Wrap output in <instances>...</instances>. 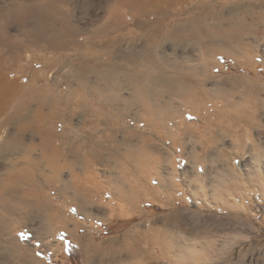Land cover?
<instances>
[{
	"label": "rangeland",
	"instance_id": "1",
	"mask_svg": "<svg viewBox=\"0 0 264 264\" xmlns=\"http://www.w3.org/2000/svg\"><path fill=\"white\" fill-rule=\"evenodd\" d=\"M195 1L197 0H188V3L183 5L169 4L166 12L159 15L162 24H165L160 32L164 29L165 35L156 36L154 42L147 43L149 57L159 63L160 74L168 77L165 79L166 82L174 83L175 85L172 84L174 88L177 83H182L181 87L176 89L182 91L190 89L195 93L191 92L189 96L200 101L198 108L189 107L184 103V99L175 98L184 97L186 94H170L169 86H166L167 90L164 88L163 92L160 90L159 95H154L160 98L153 100L169 101L172 116L165 115L162 124L179 137L185 132V145L166 142L165 137L161 139L155 137L151 125L148 124L151 121L146 109L142 108L144 110L142 115L137 114L135 103L129 114L119 116L111 109L95 105L94 108H90L88 116H82L68 111L71 108L72 111L78 109L76 112H79L80 107L78 108L76 100L73 99L74 101L69 103V108L67 102L62 99L68 94L75 96V91H70L69 86L72 84L69 83L77 82L75 74L79 65H73L71 62L80 61L82 53H88L94 62H104L113 56L121 59L123 54H130L132 46H140L146 39V34L136 37L131 34L140 33V26L136 25L144 24V28H151L158 19V15L152 14L153 12L136 16L122 9L120 14L124 26L122 27V24L117 28L114 26L108 36L96 37L98 45L87 51H81L74 45H66L56 50L47 47H27L22 51L21 62L15 65H10L9 61L4 63L5 80L11 83L4 84L6 86L0 91V100L3 103L0 108V134L2 131H8L4 140L0 139V173L13 165L19 167L21 164L24 165L27 161L25 156H28L29 152L30 155H38L40 152L38 148V151L34 149L32 153L26 147L25 150L21 149L24 145H17L14 141V123H4L8 113L13 109L9 105L11 101L16 98L18 100L22 97L28 98V88L34 86L39 88L33 96L34 109H38L39 99L45 98L41 96L42 93L48 91L54 93V104L56 102L58 104L45 106L44 112L71 115L70 119H65L64 122L61 119L54 121V128L59 132L72 134L77 142L83 141L84 136L92 133L94 137L90 139L95 145L105 139L104 135L112 132H116L114 140L128 131H133L135 135L131 139L132 142L150 138L166 151L167 156L161 166L164 177L173 179L172 181L176 178L182 185L178 183L164 188L165 186H160L153 179L150 187L154 188L157 196L161 198L135 200L132 205L127 206L126 201L121 200L111 189L113 194L108 190L109 184L106 182L108 167L115 164L114 162L116 164L112 167H116L117 161L125 162L124 158L121 157L117 161H114L115 158L111 159L108 165L106 162L88 164L83 157L87 150L79 149L81 159L77 160L80 162L77 163L76 160L74 164L77 165H73L72 168L66 164L63 170L64 180L69 186L68 194L73 195L75 192L76 175L83 174L88 167L97 176L88 178L89 181L93 180L90 182L81 177L83 185L86 187L87 184L86 188H89L94 182H98L105 186L104 190L96 194V197H81L80 209L75 203V206L72 202L65 203L64 199L61 202L57 201V207L63 212L62 215L67 217L66 225L61 228H53L37 210L24 213L25 209L22 206L16 207L15 213L11 216L10 212L9 215L2 210L8 208L9 200H5L6 205L5 201L4 204L0 203V211L3 213H0V217L8 224L0 227V264H88V261L91 264H264V61L262 54H256L253 57L254 67L248 69L240 61L243 58H238L239 53L243 55L241 53L243 45L253 43L252 36H238L240 47L233 45L227 37L218 36L221 38L225 53L226 50L236 52L240 50L239 53L222 54L205 50L197 36L203 34L204 27L208 29L212 27L215 31V26L212 21L189 20L191 14L200 11L198 7L190 9L192 2ZM66 2L62 7L69 9L73 18L72 23H76L75 25L79 23L77 26H81L79 27L81 30L96 24L106 15L108 4L115 1L66 0ZM138 21H141L140 24H137ZM175 24L185 28L181 35H169L171 27ZM10 28L18 32L22 30L16 23ZM75 35L80 45H87L92 40V35L85 32ZM111 41L114 43L117 41V46L107 45V42ZM100 42H106V46ZM10 66L12 70H7ZM7 71H12L10 76H7ZM111 71L113 72V70L108 72ZM18 73L25 76L20 81L17 79ZM95 75L93 77L97 78ZM184 75H188V78ZM24 85L29 87L26 88ZM248 95H253L254 98L250 97L249 100ZM252 110L256 119L246 120ZM239 111L244 114L240 121L233 115ZM232 115L234 117H231ZM26 136L28 137L29 133ZM79 143L80 146L84 144ZM120 149L123 150L122 146ZM120 152L115 153L117 158L121 156ZM197 165L199 172L196 169ZM35 171L40 172H36L37 181L43 182L44 175H40L43 173L38 169ZM231 177L239 184L231 182ZM233 183L238 185L237 189L233 188ZM49 186L45 189L51 190L54 187ZM51 197L58 199L59 196L51 194ZM163 230H168L170 236L176 238L175 243H179L176 245L179 253L181 252L178 260L168 255H160L159 247L149 240ZM16 237L20 245L17 246V250L8 246L9 240L13 243L17 241ZM65 239L71 242L68 251ZM187 249L196 251L197 256L190 258L183 252Z\"/></svg>",
	"mask_w": 264,
	"mask_h": 264
},
{
	"label": "bare ground",
	"instance_id": "2",
	"mask_svg": "<svg viewBox=\"0 0 264 264\" xmlns=\"http://www.w3.org/2000/svg\"><path fill=\"white\" fill-rule=\"evenodd\" d=\"M0 1L2 2V3H0V91H1V89L4 88V86H6L4 84H7V83L10 84L11 83L9 81L6 82V80H5L6 79V77L4 76L5 72H3L4 68H5L4 63L6 61H9L10 65H15V64L19 63V61L21 62L20 59L22 57V51L25 48H27V47H47L48 49L56 50L59 48L61 49L62 47H65L66 45H74V47H77L81 51L82 50L87 51L89 48H92V47L94 48V47H96V45H98L96 43V39H95L96 37L108 36L109 33L113 30L114 26H115V28H117L121 24H122V27L124 26V24H123L124 21H122V15L120 14V11L122 9H126L131 15H136V16L146 15V14H149L151 12H153L152 14L158 15V17H157L158 19L157 20L155 19L156 21L152 25V28L149 29V31L152 29L150 31L152 33L145 35L146 39L144 38L145 40H143L144 43L154 42L156 36H161L160 34L158 35L157 32H159L160 29L165 25V24H162V19L159 18V15H161L162 13H165L166 7L169 6L167 4H164L160 1L157 2L155 0L154 1H152V0H118V1L114 0L115 1L114 3L108 4L107 13L104 17H101L99 19V21L96 22V24H93V25L86 27V28H82L83 30L81 29L82 30L81 31L79 29V27H81V26H79V27L77 26L79 23L77 25H75L76 23L75 24L72 23L73 18H72V14L69 11V9H67V8L64 9L62 7L63 5H65L67 3L66 0H0ZM140 22L138 21L137 24H140ZM190 22H192V21H190ZM13 23H16L17 26L19 25V27H20L19 29H22V30L21 31L19 30V32L17 30L13 31L12 30L13 28H10V27H12ZM175 23H177V22H175ZM182 25H184V24H182ZM178 31L182 34V32L185 31V28L183 26L180 27V25L175 24V26L171 27V31H170L169 35H175V34L177 35ZM79 32H81V33L85 32L87 34H91L92 40L87 45H84V44L80 45L81 43L79 44V42L76 41V39H75V36H76L75 34H77V33L79 34ZM190 33H191V31H190ZM196 33H197V31H196ZM183 34L185 35V37H187V35L185 33H183ZM190 35H192V34H190ZM169 37L171 38V36H169ZM197 37H198L200 44L204 47L205 50H212L213 52H219L222 54H226L224 52V47L222 45L220 37L206 35V34H204V32H203V34H201V33L198 34ZM117 41L115 43L112 41L107 42V45L117 46V44H118ZM101 45L106 46V42H102ZM90 52H92V51H90ZM140 52H141V50H140ZM132 54H134V56H135V53L132 52ZM27 55H29V54H27ZM92 55H94L93 52H92ZM138 56L141 59L142 55L139 54ZM94 57H96V56H94ZM91 59H92V57H90L88 55V53H84V54L82 53V59L80 61H78L76 63L71 62V64H73V65H79L76 68V74H75L76 77L74 76L75 80L76 79H77V81L82 80V78L85 74V72L83 71V67H85L86 65H89L88 64L89 62L92 63L93 60H91ZM33 63H34V60H33ZM94 64H95V62H94ZM21 65H23V64H21ZM133 66H135V64H133ZM96 68L97 67H95V70H96ZM116 69H118V68H116ZM125 69H127V67H125ZM5 70H6V68H5ZM7 70H12L11 66ZM141 70L138 69V71H140L141 76H144L142 74ZM150 70H154V69L149 68L148 72H151ZM87 71H88V74L91 73V70L89 71V69H87ZM97 71L98 72H97L96 76L101 81L102 80L116 81L119 78H126L128 81H132V80H135V78L137 77L130 70L119 71V69H118V70H116L117 73H115V71H113V72L111 71L109 73H105L104 71L102 72L101 70H97ZM11 72L12 71H7L6 72L7 76H10ZM24 72L27 73L28 71H24ZM120 72H122V73H120ZM35 73H33V74H35ZM150 74L148 73L149 76H152ZM18 76L19 77L17 79L19 81H20V79L22 80L25 77L19 73H18ZM159 76L161 77L162 80L164 79V85H165L164 88L166 89V86H169L170 90L169 89L168 90H169L170 94L179 93L181 95V94L185 93L186 96H188V98L184 99V101H185L184 103H186V105L189 107H192V108L197 107L198 108V102H200V101L193 100V98L190 97L192 94L191 92H193V94H194L195 93L194 91H191L190 89L187 91L186 90L182 91V90L176 89L177 87H181L180 84H182V83H177L176 87L174 88V87H172L173 86L172 84H174V83L171 84L170 82H166L165 79L168 78L166 75L160 74ZM33 77H34V75H33ZM47 77L48 76H46V78ZM7 79H10V78H7ZM47 79H49V77ZM168 81H170V80H168ZM74 82L75 81H73V83ZM73 83L71 82V83H69V85L73 84ZM81 83H82V81H81ZM103 83H105V82H103ZM123 83H124V80H123ZM75 84H76V82H75ZM82 84H84V83H82ZM114 85H117V84H114ZM24 86L26 87V85H24ZM70 86H72V85H70ZM70 86H69L70 91H73V92L75 91L74 92L75 95L78 94V92L81 90L80 89L78 91V89L77 90L74 89L73 88L75 86L74 84H73V87H70ZM79 86H80V84L77 85V88ZM121 86H123V85H121ZM27 87H29V85H27ZM9 88H10V86H9ZM38 89L39 88H35L34 86L29 87L28 88V98L22 97V98H19V100L16 98L15 100L11 101V103L9 104L10 107H12L13 109L8 113V116H7L6 121L4 123L5 124H7L9 122H12V124L14 123V127H13V129H14V131H13L14 141L17 143V145L18 144L19 145L21 144L20 146L24 145L23 147H21V149H24V147H26L32 153L38 148L40 150V152L38 155L33 154L34 156L30 155V152L29 153L26 152V154L28 153V156H25V157H27V159H26L27 163L25 162L24 165L21 164L22 166L19 164L20 167L13 165V166L7 168V170L5 169V171L3 173H0V203L4 204L3 201H5L7 199L9 200V203L7 202V204H9V205H7L8 208L2 209V210L6 211V213L10 212L11 216H12V213H15L16 207L22 206V208L25 209V210H23L24 213H26L27 211L37 210V212H39L40 214L41 213L43 214L45 221L47 223H49L50 225H52L53 228H61L64 225H66L65 223H66L67 217H65L66 215L65 216L62 215L63 212L57 207V204H56L57 201L61 202V201L65 200L64 201L65 203L72 202V205L75 206V204H76L77 208L80 209V203H82L81 197L88 198V196H84L85 193L88 192V195H89L90 191L93 190L94 194L90 193L91 194L90 196L94 197L96 194L100 193V191L104 190L105 186L102 185L101 183L99 184L98 182H94L92 184V186H90L89 188H86L88 186L87 184H85L86 187L83 185L84 184L83 178H86L85 180H88V178H92V177L97 176L96 173L93 172V170L88 169V168H90V167H88L84 170L83 174H80L83 176H80L79 174L74 173V174H77L76 178H75L76 179L75 180V192L73 195L68 194L69 186L67 185L66 181L64 180L65 178H64L63 170L65 169L64 167H66V164H67V166L70 165V167L72 168L73 165L74 166L77 165V164H74L75 161L77 159H81V157H80L81 152L79 151V146L81 143H79V142H82V141L79 140V142H77L76 139L73 138L72 134H62L61 133L62 131L59 132L58 129L54 128V121H56V119H61V121L64 122L65 119L69 120L71 115H68L65 113H62L60 115H54V114H50L49 110H48L49 113L44 112V108L47 105L48 106L49 105L50 106H53V105L57 106L58 102H56V104H54V100H53V94L54 93H50L48 91L42 93L41 96H43L45 98L39 99L40 105H39V107H37L38 109L33 108V102L35 99L33 96L35 95V91ZM102 90H104V89H102ZM118 90L120 92V89H118ZM89 93H90V91H89ZM155 93L159 95L158 91H155ZM47 94H49V96ZM117 96L120 97V95H117ZM248 96H249V97H247L248 99L250 97L252 99L254 98V97H252L253 95L252 96L248 95ZM141 97L142 96L140 95L139 98H141ZM118 99H120V98H118ZM118 99L115 101L118 102ZM249 100H251V99H249ZM120 101H122V100H120ZM160 101L161 100H159V99H156V100H153V99L145 100L144 99L142 102H140L141 107L143 109H146V113H148L147 114L148 118L150 117V121L153 124L152 130H153L155 137H157L159 139H161L162 137H165L164 139L166 140V142H171L172 144L178 143L181 145H185V143H186V139L184 137L185 132H183V136L179 137L177 135L172 134L165 127V125L163 126L162 121L165 118V115L170 114L172 116V113L169 109V107H170L169 101L168 102H166L165 100H163L162 102H160ZM127 102H128V100H127ZM172 102H174V101H172ZM122 103H124V102H122ZM2 104L3 103L0 100V108H1ZM114 104H116V103H114ZM114 104H113V106H116ZM246 107H247V105H246ZM48 108H50V107H48ZM50 110H51V108H50ZM246 110H245V112H246ZM242 111H244V110L242 109ZM253 111L254 110H252L251 112L248 113L249 117L246 114L247 115L246 120L249 119V121H254L256 119ZM233 115H235L237 120H239V121L242 120V118L244 117V114H241L240 111L234 113ZM233 115L231 117H234ZM246 115H245V117H246ZM168 123H170V121H168ZM118 130H119V128H118ZM7 132L2 131L0 134V139L4 140V137L7 134ZM27 133H29L28 137L26 136ZM124 136L129 137L127 135H124ZM132 136L134 137L135 135L132 134L131 137ZM212 136L213 135L211 134L210 137H212ZM104 137H105V139L102 140V142L101 141L99 143L97 142L96 145L94 142L93 146L90 147V149H87L86 153H84V156L83 155L82 156L85 158V160H87L88 164L89 163L92 164V162H94V163H96V162L97 163L98 162H100V163L104 162L105 163L106 162L107 165H108L109 161H111V159L115 158L114 161H117L121 157L124 158L125 162L117 161L118 164L116 165V167L115 166L112 167V165H115L116 162H114L115 164H112L111 167H108L106 165L109 168V169H107L108 174L106 175V182L109 184L108 190L110 191V189H111L113 191V193L117 192L119 195L123 196L125 201L129 205H132L133 204L132 202H134L135 200H141V201L144 199H146V200L150 199L151 200V199H154L156 197V195L158 193L156 194L155 189L153 188L154 189L153 190L150 187L153 184L152 183L153 179H155L157 184H159L161 186H166L168 188L170 187V185H173V186H174V184L178 185L179 182H177L176 178L174 181H172L173 179L164 177L165 175H163L164 173H162L163 169L161 170V168H162L161 166H162V163L164 162V160L166 159V156H167V155L165 156L166 151H164L162 147H159L158 145H156V143L152 142L150 140V138L144 139L140 142L130 141L131 144L124 145V142L128 141L130 139L126 140V137H123L122 139L115 138V140H114L113 139L114 133L104 135ZM105 140L107 142H105ZM6 142H8V141H6ZM3 143H4V141H3ZM112 144L114 145V148L110 149L109 145H112ZM178 144H177V146H178ZM121 146H122L123 150L120 149ZM179 147L181 149V146H179ZM190 147H192V146H190ZM38 149L36 151H38ZM119 149L121 150V152ZM164 149H166V148H164ZM112 150H114V151H112ZM115 151L117 153L120 152L121 156L117 158V156L115 155V153H116ZM76 162L78 163L80 161L77 160ZM83 163H85V162H83ZM125 164H127V165H125ZM198 166L199 165H197L196 169L199 172L200 170H199ZM36 169L40 170L43 173V174H40V175H44V178H42V179H44L43 182L37 181L38 178H36L37 177L36 172L37 173H40V172L35 171ZM172 171H174V170H172ZM0 172H1V170H0ZM233 176H235V175H233ZM81 177H83V178H81ZM145 180H148L149 182L148 181L147 182L149 184ZM90 181H93V180L91 179ZM95 181H98V180H95ZM49 185H53L54 186V187L52 186L53 189L46 190L45 188L46 187L48 188ZM179 185H182L181 182L179 183ZM232 185L236 186L234 183ZM50 187L51 186H49V188ZM50 193L56 194L57 196H59L58 199H55V198L53 199V197H51ZM5 205H6V201H5ZM2 210L0 211V213L2 212ZM19 211H20V209H19ZM37 212H35V214ZM6 213H5V215H6ZM10 213H8V214L10 215ZM28 213H31V212H28ZM1 214H3V213H1ZM9 217H7V218H9ZM26 217H28V216H26ZM41 219H42V217H41ZM18 220H20V219H18ZM4 224L5 223H4L3 219L0 217V227H2ZM5 225H8V224H5ZM16 225H18V224H16ZM4 235H5V233H4ZM175 239L170 236V233L168 232V230H163V231H160L157 235L152 236L151 239H149V240H151V243L156 244L159 247V250H160L159 254L160 255H163V256L168 255L169 257L173 258L174 260H178L181 252L179 253V249L176 246L179 243H175ZM6 240H7V238H6ZM15 242H17V243H15ZM8 246L9 247L11 246L13 249L17 250L18 249L17 246L20 247V245L18 243V238H17V241H14V243L12 242V240H9ZM13 252H15V251L13 250ZM183 252L186 253L190 258H194L197 256L196 255L197 252L193 251V250L190 251L187 249ZM200 254H202V253H200Z\"/></svg>",
	"mask_w": 264,
	"mask_h": 264
},
{
	"label": "crops",
	"instance_id": "3",
	"mask_svg": "<svg viewBox=\"0 0 264 264\" xmlns=\"http://www.w3.org/2000/svg\"><path fill=\"white\" fill-rule=\"evenodd\" d=\"M155 1L157 2L160 1L167 5L169 4L183 5V4L188 3V0H155ZM197 1H195L194 3L192 2L190 9L194 7H198L200 11L198 13L191 14V16L189 17V20L212 21L213 25L215 26V31L221 30V32H215L213 31L212 27L210 29H208V27H205L204 29H202L204 30V34L211 35V36L227 37V39L231 41V43L235 45L236 47L241 46L238 43L239 42L238 36H252L254 37L253 43L243 45V48H242L243 51H241L243 55H239L240 50L237 52L235 50H226V53H239L238 58L239 59L243 58V60H240V61L248 69H252L254 67V60H253L254 55L262 54V60L264 61V0H197ZM136 26H140V33L136 34V32H134V34H131L133 37H136L138 35L143 36L144 34L147 35V34L152 33L150 32L152 29L149 31L150 28H147V27L144 28V24H140ZM160 31L157 32V34L158 35L162 34L164 36L165 35L164 29L162 30V32ZM177 34H181V33L178 31ZM236 37H238L237 38L238 40L237 39L234 40V38ZM148 45L149 44L142 42L140 46H135V45L132 46L131 53L130 54L127 53V55L123 54V56H121L122 60L120 58L117 59L113 56L104 62L95 61V64H94V61H93L92 62L93 64L89 62L88 63L89 65H86V66L84 65L85 67H83V71L85 72V74L81 81L85 85L82 84L81 81L78 80L76 82V85L73 83L75 85L74 87L72 84V87L76 88V90L78 89L79 91L81 89L78 92V94H76L75 96H70L68 94L66 98H62L63 100L67 102V105L69 108H70L69 103L71 104V101L76 100L78 104V108L80 107V110L79 112H76V110L78 109H76L75 111H72L70 108V110L68 109V111L69 112L71 111L70 113L75 114V115L78 114L82 116H88V113H90V108H94V106L96 105V107L103 106L108 110L111 109L117 115L120 116L123 114L131 113L132 110L134 109V103H135L137 107L135 112L139 115H142L143 110H142L140 102H142L144 99L147 100V99L160 98V97L154 96L156 94L155 91H158V92H160V90L162 92L164 91V79L162 80L161 77L159 76L160 75L159 63L157 61L150 59ZM262 45L263 47H260ZM132 52L135 53V56L134 54H132ZM139 54L142 55L141 59L138 56ZM133 64H135V66H133ZM95 67H97L96 70H101V71H104L105 73H107L110 70H113L115 71V73H117L116 70L118 69L119 71L130 70L137 77L135 78V80H132V81H128L126 78H119L116 81H110V80L101 81L100 79H98V77L93 78L95 74L97 75V72H94ZM125 67H127V69H125ZM149 68L154 69V72H148ZM87 69H89V71L91 70L92 74L91 73L88 74ZM138 69L143 70V71L141 70V72L144 76H141L140 71H138ZM148 73L149 74L151 73L150 75L152 76H149ZM184 77L188 78V75L187 76L184 75ZM123 80H124V83H123ZM103 82H105L106 84ZM185 83H188V81H185ZM79 84L80 86L77 88V85ZM114 84H117V85H114ZM118 89H120V92ZM149 94H153V95H149ZM117 95H120V97H118ZM140 95L142 96L141 98H139ZM77 96H79V98ZM117 97L120 99H118ZM161 98H164V96H161ZM175 98L185 99L188 97L179 96ZM117 99H118V102L115 101ZM63 100H60V101H63ZM113 104L116 106H113ZM120 112H122V114ZM103 123H106V122L103 121ZM148 124H150L152 127L151 123L148 122ZM112 133H114V137H115L116 132H112ZM132 134H133V131L123 132L121 137L118 139H122L123 137H126L124 135L129 136V137H126V140L128 139L130 140L125 141L124 142V145H125L126 143L130 142L131 139L133 138V136L131 137ZM90 137L92 139L94 135L92 133H89L87 136H84L83 138L84 140L82 141L84 144L82 146H79V149L83 148L87 150L93 146V143ZM109 147L110 149L114 148V145L113 144L109 145ZM230 179H231V182L232 181L235 182V180H233L232 177ZM236 184H239V183L237 182ZM165 188H168V187L165 186ZM233 188L237 189L238 185L234 186ZM90 193L94 194L93 190L90 191ZM90 193L88 195V192H87L85 193L84 196H90L91 195ZM115 194L119 195L118 193H115ZM119 197L121 200L125 202V199L123 196L119 195ZM158 197L160 196L156 195L154 200H157ZM127 206H129L128 203H127ZM88 264H91V262L88 261Z\"/></svg>",
	"mask_w": 264,
	"mask_h": 264
},
{
	"label": "trees",
	"instance_id": "4",
	"mask_svg": "<svg viewBox=\"0 0 264 264\" xmlns=\"http://www.w3.org/2000/svg\"><path fill=\"white\" fill-rule=\"evenodd\" d=\"M65 245H66V251L69 250V247L71 246V242L68 239H65Z\"/></svg>",
	"mask_w": 264,
	"mask_h": 264
}]
</instances>
